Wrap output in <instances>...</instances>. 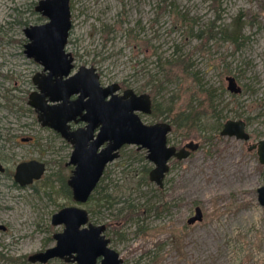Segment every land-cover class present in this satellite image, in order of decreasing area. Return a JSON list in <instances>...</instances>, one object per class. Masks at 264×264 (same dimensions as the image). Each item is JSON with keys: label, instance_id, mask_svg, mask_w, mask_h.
<instances>
[{"label": "rangeland", "instance_id": "1", "mask_svg": "<svg viewBox=\"0 0 264 264\" xmlns=\"http://www.w3.org/2000/svg\"><path fill=\"white\" fill-rule=\"evenodd\" d=\"M39 1L0 0V264H29L30 255L52 247L63 227L51 226V217L65 207L86 210L123 264H264V208L256 193L264 169L248 151L264 139V0L69 1L65 51L76 69L93 67L100 84L119 85V94L149 95L164 116L139 114L147 125L170 123L181 112L201 119V130L172 128L167 136L177 149L190 141L199 148L169 161L161 189L148 180L153 165L145 150L120 149L100 184L113 200L100 207L78 205L61 189L72 147L27 106L42 68L23 53V30L46 22L34 11ZM226 77L241 88L236 97ZM238 120L247 142L220 135L225 122ZM30 160L45 173L20 189L14 168ZM196 208L202 220L187 225Z\"/></svg>", "mask_w": 264, "mask_h": 264}, {"label": "water", "instance_id": "2", "mask_svg": "<svg viewBox=\"0 0 264 264\" xmlns=\"http://www.w3.org/2000/svg\"><path fill=\"white\" fill-rule=\"evenodd\" d=\"M69 1L40 0L34 11L46 22L28 26L23 33L27 40L26 58L42 68L32 78L35 91L28 95L27 106L34 111L42 128L52 130L72 147L66 163L72 168L66 181L71 199L78 205L87 203L106 166L119 158V151L125 146L146 151V159L153 165L148 180L161 189L169 161L186 160L199 145L190 141L177 149L167 143L172 130L169 123H143L139 114H151L149 95H138L127 89L118 96L119 85L101 87L93 67L81 66L74 72L73 56L65 51L72 27ZM225 80L230 94L241 93L235 78ZM73 96L76 99L71 100ZM77 116L86 126L83 130L71 131L69 123ZM220 135L244 142L250 138L242 120L225 122ZM248 151L256 152L264 169V139L250 145ZM3 170L0 164V173ZM44 173V164L31 160L16 166L13 180L19 187H26L39 181ZM256 193L259 206L264 208V185ZM202 217L201 210L196 208L187 225L200 222ZM51 226H62L63 230L52 236V247L30 255L29 263L47 264L58 259L72 264H123L102 234L104 228L89 223L86 210L62 208L52 215Z\"/></svg>", "mask_w": 264, "mask_h": 264}, {"label": "trees", "instance_id": "3", "mask_svg": "<svg viewBox=\"0 0 264 264\" xmlns=\"http://www.w3.org/2000/svg\"><path fill=\"white\" fill-rule=\"evenodd\" d=\"M232 97H236L235 95H231ZM152 107H151V116L153 118L159 119L161 117L164 116V112L161 110V107H159L154 101L152 102ZM214 112V109H213ZM167 119V117L162 118V121H165ZM168 123V122H167ZM171 127L173 128V131L176 132L178 130H183L186 128V132L187 135L189 133L196 132L198 130H201V119L198 117V115L196 114H192V113H179L178 115H175V117L171 118L170 123ZM218 130V129H217ZM219 132V130L217 131ZM191 135V134H189ZM211 136L205 137L204 139L210 140ZM105 176L103 174L99 184L97 185V187L95 188L94 192L92 193V195L90 196L89 200L87 201V203L85 204H97L98 205H110V203L112 202L113 198L111 197V195L104 193L102 191V188L100 186V184L104 181ZM62 181L60 182V186L61 189L65 192V194L67 195V197H69V199L71 198V191L70 189L67 187L66 182L64 181V179H61ZM100 207V206H98ZM130 209H133L132 207H130ZM133 213V210H129V217L131 218V214ZM89 215V214H88Z\"/></svg>", "mask_w": 264, "mask_h": 264}, {"label": "flooded vegetation", "instance_id": "4", "mask_svg": "<svg viewBox=\"0 0 264 264\" xmlns=\"http://www.w3.org/2000/svg\"><path fill=\"white\" fill-rule=\"evenodd\" d=\"M27 43V42H26ZM25 45V44H24ZM23 48H24V46H23ZM23 53H24V51H23ZM76 66H75V59H74V57H73V68H74V72L79 68H75ZM81 67V66H80ZM96 71V70H95ZM42 72V69H41V71L39 72V73H41ZM97 73V72H96ZM99 76V75H98ZM33 78V77H32ZM100 86L101 87H108V86H102L101 84H100ZM120 87V86H119ZM121 90V89H120ZM120 90H119V92H120ZM33 91H35V90H33ZM32 91V92H33ZM119 92L117 93V95L118 96H120L121 94H122V92H121V94H119ZM31 93V92H30ZM232 95V94H231ZM235 96H237V95H235ZM74 99H76V96H73V97H71V100H74ZM151 99V98H150ZM83 114H84V112H83ZM82 114V115H83ZM140 116V115H139ZM79 119H80V116H77L76 118H75V120L74 121H72V122H70L69 123V126H70V130L71 131H77V130H83L84 128H85V126H86V124L84 123V122H82V121H79ZM245 128H246V124H245ZM28 141H32V139L30 138V139H21V142L22 143H26V142H28ZM257 144V143H256ZM175 147V146H174ZM176 148V147H175ZM199 148V147H198ZM256 153V152H255ZM31 161V160H30ZM28 162V161H27ZM21 163H23V162H21ZM0 164L2 165V167H3V172L2 173H4L5 172V167L3 166V163L0 161ZM20 164V163H19ZM19 164H17V165H19ZM16 165V166H17ZM16 166H15V168H16ZM67 167H69V166H67ZM15 168H14V172H15ZM14 172H13V175H14ZM1 174V173H0ZM12 178H13V176H12ZM42 178V177H41ZM41 180V179H40ZM13 182H14V180H13ZM15 183V182H14ZM34 183V182H33ZM32 183V184H33ZM16 184V183H15ZM31 184V185H32ZM17 185V184H16ZM18 186V185H17ZM28 186H30V185H28ZM28 186H26V187H28ZM19 187V186H18ZM20 189H23V188H25V187H19ZM0 229L1 230H3V231H5L6 229L4 228V227H0ZM27 260H28V258H27ZM51 261H53V260H51ZM62 261V260H61ZM64 262V261H63ZM28 263H29V261H28ZM49 263V262H48ZM65 263V262H64ZM29 264H31V263H29ZM65 264H68V263H65ZM70 264H72V263H70Z\"/></svg>", "mask_w": 264, "mask_h": 264}]
</instances>
